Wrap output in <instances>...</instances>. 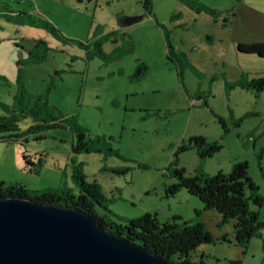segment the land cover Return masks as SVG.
<instances>
[{
    "label": "rangeland",
    "instance_id": "374dc122",
    "mask_svg": "<svg viewBox=\"0 0 264 264\" xmlns=\"http://www.w3.org/2000/svg\"><path fill=\"white\" fill-rule=\"evenodd\" d=\"M254 43L264 0H0V183L77 197L80 175L115 224L202 223L214 242L192 261L264 264L255 239L235 242L233 220L172 189L176 169L212 177L247 163L264 222V91L250 86L264 58L238 50ZM195 137L222 148L201 157Z\"/></svg>",
    "mask_w": 264,
    "mask_h": 264
},
{
    "label": "trees",
    "instance_id": "16d2710c",
    "mask_svg": "<svg viewBox=\"0 0 264 264\" xmlns=\"http://www.w3.org/2000/svg\"><path fill=\"white\" fill-rule=\"evenodd\" d=\"M147 5L148 1H145L144 9ZM238 50L244 54H257L259 58H264V43L240 44ZM250 86L258 92L264 91V76L253 80ZM193 139L201 157L213 156L222 148L218 143L206 142L204 137ZM22 156L26 165L36 166L29 156ZM248 172L249 166L244 162L236 163L230 173L219 171L212 177L201 172L194 177L186 178L182 169H176L174 174L179 183L172 187L174 190L182 187L188 193L196 195L205 205V209L215 210L220 214L222 222L233 220L235 242L245 250L251 239L258 237L260 228L264 226V222L259 220V213L249 208L251 201L257 208L260 207L263 198L257 194V186ZM77 178L80 179L81 188L80 196L77 197L71 192L45 191L41 194H32L21 185L6 187L2 183H0V197H21L40 203L79 209L91 216L103 228L175 264H201L190 259L192 251L201 244L214 242L212 235L202 223L197 225L184 223L182 226L174 221L160 223L156 215L150 213L138 219H131L125 226L115 224L105 215L98 214L96 210L97 207L102 206L104 200L99 187L94 183H86L80 175ZM247 190L251 191L249 196Z\"/></svg>",
    "mask_w": 264,
    "mask_h": 264
},
{
    "label": "water",
    "instance_id": "95a60500",
    "mask_svg": "<svg viewBox=\"0 0 264 264\" xmlns=\"http://www.w3.org/2000/svg\"><path fill=\"white\" fill-rule=\"evenodd\" d=\"M142 15L124 17L129 26ZM0 264H175L76 208L0 197Z\"/></svg>",
    "mask_w": 264,
    "mask_h": 264
},
{
    "label": "crops",
    "instance_id": "0c3cea01",
    "mask_svg": "<svg viewBox=\"0 0 264 264\" xmlns=\"http://www.w3.org/2000/svg\"><path fill=\"white\" fill-rule=\"evenodd\" d=\"M264 76V75H263ZM236 163H234L232 165V168L234 167ZM230 170V169H229ZM221 171H226V169H222ZM252 179V178H251ZM254 182V181H253ZM259 186L261 187V185L259 184ZM262 228H264V226H262ZM255 239V240H254ZM254 240L255 242H253L254 244L252 245L253 248H260L261 249V252H262V258L264 260V231L261 232V230H259V235L258 237H255V238H252L251 241Z\"/></svg>",
    "mask_w": 264,
    "mask_h": 264
}]
</instances>
